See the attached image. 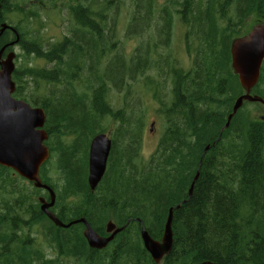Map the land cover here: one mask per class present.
Returning a JSON list of instances; mask_svg holds the SVG:
<instances>
[{
    "label": "trees",
    "instance_id": "16d2710c",
    "mask_svg": "<svg viewBox=\"0 0 264 264\" xmlns=\"http://www.w3.org/2000/svg\"><path fill=\"white\" fill-rule=\"evenodd\" d=\"M28 1L0 0V28L17 29L26 58L13 73V95L47 114L51 155L40 176L56 192L52 211L64 223L84 217L102 235L110 220L127 225L106 248L93 249L84 224L62 228L44 214L40 198L49 200L48 191L0 165V264H264V119L242 107L225 128L244 92L230 66L231 42L250 16L264 17V0H130L126 30L138 40L131 56L117 48L123 0L63 2L74 26L50 47L39 29L30 30L40 10L24 9ZM176 20L185 27L189 67L171 50ZM15 38L6 30L0 48ZM30 55L54 65L29 67ZM261 70L254 89L264 97V62ZM140 84L150 86L165 125L148 158L141 153L148 108L135 103ZM115 93H123L122 106L114 105ZM98 133H110L113 147L93 191L89 149ZM53 167L62 186L50 175ZM172 207L173 249L156 263L142 225L160 240Z\"/></svg>",
    "mask_w": 264,
    "mask_h": 264
},
{
    "label": "water",
    "instance_id": "95a60500",
    "mask_svg": "<svg viewBox=\"0 0 264 264\" xmlns=\"http://www.w3.org/2000/svg\"><path fill=\"white\" fill-rule=\"evenodd\" d=\"M8 29L13 31L16 38L0 48V165L14 170L21 177L32 182L36 188H42L49 192V200L45 197L40 198L41 209L55 225L68 228L74 224L82 223L85 225L83 233L89 246L93 249H104L118 233L126 228L127 224L118 226L110 220L106 226L108 235H102L84 217L64 223L52 211L56 203V192L50 185L45 184L40 176L41 167L50 159L51 155L50 149L45 143L49 138L45 129L47 114L43 107L33 106L13 95L16 90L13 73L16 69L17 54L14 50L7 51V48L16 46L20 41V35L12 25L3 23L0 28V37ZM263 62L264 21H260L255 23L248 33L233 38L231 42L230 66L234 74L238 76L244 92L235 100L225 128L230 126L232 118L245 102H258L264 105V99L253 91L259 83ZM153 125L154 122L151 127ZM210 148L211 145H208L205 148V153ZM111 150L112 138L109 133H98L91 140L88 182L93 191L98 187L107 171ZM198 176L199 173L191 184L189 197L192 196ZM179 207L180 204L177 208ZM173 218L174 207L169 210L164 233L160 240L154 239L142 225L141 237L144 246L156 263H160L173 249ZM193 264L218 263L206 260Z\"/></svg>",
    "mask_w": 264,
    "mask_h": 264
},
{
    "label": "rangeland",
    "instance_id": "374dc122",
    "mask_svg": "<svg viewBox=\"0 0 264 264\" xmlns=\"http://www.w3.org/2000/svg\"><path fill=\"white\" fill-rule=\"evenodd\" d=\"M67 0H59L55 4H43L38 3L37 0L28 1L26 3H21L24 9L28 10H34L38 9L40 10V16L39 18H30L31 24L33 25V29H30L31 32L37 29H39L43 35V39L47 40L46 38H49L50 42L47 43V47H50L51 44H54L58 41H61L64 39L65 35H70V29L74 26V20L71 17L67 7L63 5V2ZM127 0H123V6L120 9V13L118 14V23L116 26V34L117 39L119 40V43L117 44V48L123 49L125 53L128 56H131L132 51L136 47V42L138 40H135L127 34L126 25L129 21V11L131 6V1L129 0V3L126 4ZM162 1V0H161ZM69 2V1H67ZM76 2H71V4H74ZM12 14H15L12 13ZM17 20L24 19L23 15H16L14 16ZM264 21V17L257 16V14H254L250 16V18L247 20V25L244 27L238 34H236L235 37L243 36L244 34L248 33L251 28L255 25V23ZM111 22V20H109ZM184 33H185V27L182 25V23L179 20H176V24L174 27V34H173V43H172V51L174 52L175 57L178 60L179 65L181 66H187L189 67L190 59L186 53L185 50V39H184ZM128 36V37H126ZM234 37V38H235ZM17 56H16V68L20 65H22L25 61V57L21 56L20 54L23 53L22 47L20 45H16L13 47V49ZM168 51L170 49L167 48ZM10 51V50H8ZM26 62L29 64V67L34 66H46L48 68L53 67V63L46 64V61L43 59H38L34 57L33 55H30L29 58L26 60ZM91 61L87 60L84 64V80H87V68H89L91 65ZM156 75L154 72H150L148 75ZM97 86V84H95ZM264 89V83L262 85ZM50 88H54V86H50ZM81 88V87H80ZM82 89V88H81ZM142 96V99L140 101H136L135 103H139L140 107L145 106L148 108L147 110V124L145 131L143 133V139H142V156L144 158H148L151 156V154L156 150V147L158 145V142L160 140L161 135L163 134V129L165 127L164 121L161 119L159 114L157 113L158 103L153 98L150 90L149 85L140 84L137 88ZM88 97H91L92 91L87 89ZM255 93V92H254ZM112 101H114L115 106H122L123 102V93L121 95H118L115 93V95H111ZM133 101V99H131ZM134 104V101L132 102ZM131 105V102H130ZM33 106H36L33 104ZM248 115H250L252 118H258L261 116H264V109L262 110L259 104H256L255 102H245L242 106ZM154 122V125L151 127V124ZM110 134V133H109ZM111 136V135H110ZM53 141H56L55 139H52ZM50 175L53 177L54 181L57 183L58 186H62L63 184V177L61 176V172L58 170H55L53 167ZM44 196V195H41Z\"/></svg>",
    "mask_w": 264,
    "mask_h": 264
},
{
    "label": "flooded vegetation",
    "instance_id": "af4514ba",
    "mask_svg": "<svg viewBox=\"0 0 264 264\" xmlns=\"http://www.w3.org/2000/svg\"><path fill=\"white\" fill-rule=\"evenodd\" d=\"M9 30V29H8ZM12 33H13V31H11ZM14 34V33H13ZM14 36H15V34H14ZM263 66V65H262ZM262 69V68H261ZM262 71V70H261ZM260 77H261V75H260ZM260 81V80H259ZM254 92H255V89L253 90ZM256 94H258V93H256ZM259 95V94H258ZM260 96V95H259ZM262 97V96H261ZM263 99H264V97H262ZM256 103V102H255ZM257 104H259L260 105V107H261V109L263 110L264 109V105L263 104H261V103H258L257 102ZM259 118H262V119H264V116H261V117H259ZM112 147H113V140H112ZM111 154V153H110Z\"/></svg>",
    "mask_w": 264,
    "mask_h": 264
},
{
    "label": "bare ground",
    "instance_id": "6f19581e",
    "mask_svg": "<svg viewBox=\"0 0 264 264\" xmlns=\"http://www.w3.org/2000/svg\"><path fill=\"white\" fill-rule=\"evenodd\" d=\"M173 68H174V67H173ZM173 68H172V69H173ZM174 69H175V68H174ZM205 154H206V153H205Z\"/></svg>",
    "mask_w": 264,
    "mask_h": 264
}]
</instances>
